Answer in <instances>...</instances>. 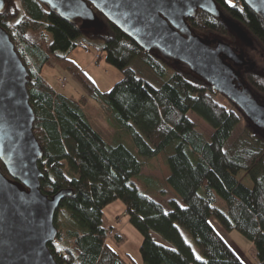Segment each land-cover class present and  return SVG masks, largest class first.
<instances>
[{"label":"trees","instance_id":"obj_1","mask_svg":"<svg viewBox=\"0 0 264 264\" xmlns=\"http://www.w3.org/2000/svg\"><path fill=\"white\" fill-rule=\"evenodd\" d=\"M215 1L229 21L247 32V45L259 47L264 55V19L242 0ZM98 16L101 28L85 30L39 0H6L0 13V26L9 33L29 74L34 133L44 151L39 162L44 174L41 191L50 198L60 191L71 192L55 216L59 235L48 245L56 262L137 264L125 261L107 242L104 209L121 201L130 224L142 236L143 264H245L212 226V219L224 231L238 232L253 243L258 264H264V132L251 125L234 103L230 108L220 103L216 99L220 94L186 66L145 52ZM187 22L202 37L241 47L228 24L206 12L199 10ZM81 42L94 45L108 64L122 72V80L110 91L99 92L69 57ZM52 60L76 80L82 97L72 99L48 81L43 72ZM136 60L160 84L141 77L132 68ZM243 76L264 101V71L252 68ZM85 93L109 108L116 131L128 135L136 151L109 143L94 128L85 111ZM190 113L212 133L203 131ZM240 126L242 132L236 136ZM139 157L157 158L167 165L169 172L160 182L182 204L172 199L167 209L152 193L138 189L133 180L140 178L144 167ZM0 169L8 176L1 161ZM241 172L251 176L253 188L237 179ZM115 237L121 239L119 234Z\"/></svg>","mask_w":264,"mask_h":264},{"label":"water","instance_id":"obj_2","mask_svg":"<svg viewBox=\"0 0 264 264\" xmlns=\"http://www.w3.org/2000/svg\"><path fill=\"white\" fill-rule=\"evenodd\" d=\"M242 1L264 19V0ZM39 2L85 30L101 28V14L145 52L186 66L264 132V101L253 95L239 70L250 65L246 55L220 39L198 35L187 22L201 10L226 22L240 41L249 43L247 32L229 21L215 0ZM5 8L6 0H0V13ZM28 76L9 33L0 26V161L8 173L0 169V264H58L48 245L59 235L55 216L71 192L50 198L41 191L44 151L34 133Z\"/></svg>","mask_w":264,"mask_h":264},{"label":"rangeland","instance_id":"obj_3","mask_svg":"<svg viewBox=\"0 0 264 264\" xmlns=\"http://www.w3.org/2000/svg\"><path fill=\"white\" fill-rule=\"evenodd\" d=\"M240 42L241 47L234 44L230 45L232 47H237V50L242 51L246 55L245 58L250 63V66L254 69L264 71V55L261 53L259 47L253 46L252 48L247 45V42ZM98 55L102 56L99 60ZM69 57L85 70V72L93 79L101 93L110 91L114 85L123 78L122 72L108 64L105 61V55L100 54L94 45L81 42V45H79ZM132 68L149 83L155 86L160 84L161 81L155 78L151 70L145 67L141 61L136 60L132 64ZM43 74L53 86H58L62 92L70 95L72 99L82 97L81 91L78 88L80 86L76 80L57 69L53 60L49 61L46 65ZM60 75H62V77H60ZM168 78L169 77L166 76L164 80H167ZM84 96L86 98L84 99L85 111L94 128L100 132L109 143L114 145L124 144L130 150L136 151L132 139L128 135L124 133L118 134L116 131L114 120L112 118L113 116L109 108L102 102L90 99L86 93ZM216 99L228 108L232 106L231 102L221 94L216 96ZM189 117L207 134L212 133L210 126L196 114L190 113ZM236 132V136H238L242 132V126H240ZM140 159L144 162L143 172L140 178L133 180L138 189L143 193H152V197L156 201L165 205L167 209H169L168 202L172 199H175L182 204L181 200L175 195V193L166 187L163 182H160L169 172L167 165L157 158L149 161L144 160L143 158ZM237 179L248 188H253L254 186L251 176L246 172L239 173ZM223 204L224 203L222 202V205ZM103 222L104 227L109 233L107 240L108 244L125 261L143 264L140 254V247L143 241L142 236L130 224L129 217L125 214V206L121 201L111 203L104 209ZM111 231H113L114 234L110 236ZM117 234L120 235V240L115 237ZM221 237L231 245L245 264H258V258L253 243L245 239L241 234L238 232L228 233L223 230V235L221 234ZM188 240L192 242L189 238ZM194 248L197 250L195 245Z\"/></svg>","mask_w":264,"mask_h":264},{"label":"crops","instance_id":"obj_4","mask_svg":"<svg viewBox=\"0 0 264 264\" xmlns=\"http://www.w3.org/2000/svg\"><path fill=\"white\" fill-rule=\"evenodd\" d=\"M211 224H212V226L215 228V230L221 235H223V230H222V227L220 226V224L216 221V220H214V219H212L211 220ZM224 239V238H223ZM228 243V242H227ZM228 245H229V243H228ZM230 247H231V245H229ZM232 248V247H231ZM233 249V248H232ZM234 250V249H233ZM235 251V250H234ZM236 252V251H235ZM237 253V252H236ZM239 256V255H238Z\"/></svg>","mask_w":264,"mask_h":264},{"label":"flooded vegetation","instance_id":"obj_5","mask_svg":"<svg viewBox=\"0 0 264 264\" xmlns=\"http://www.w3.org/2000/svg\"><path fill=\"white\" fill-rule=\"evenodd\" d=\"M235 49H236V51L237 52H239L240 50H237L238 48L237 47H234ZM240 53V52H239ZM230 62V61H229ZM253 67L252 66H250L249 64L247 65V66H243L242 68H239V70L242 72V73H244V72H246L247 70H249V69H252ZM252 90V89H251ZM253 92V91H252ZM253 95L254 96H257L254 92H253ZM258 97V96H257ZM260 99V98H259ZM261 100V99H260ZM262 101V100H261ZM256 128V127H255ZM257 130H259V131H263V129H258V128H256Z\"/></svg>","mask_w":264,"mask_h":264},{"label":"built area","instance_id":"obj_6","mask_svg":"<svg viewBox=\"0 0 264 264\" xmlns=\"http://www.w3.org/2000/svg\"><path fill=\"white\" fill-rule=\"evenodd\" d=\"M63 81V80H62Z\"/></svg>","mask_w":264,"mask_h":264}]
</instances>
